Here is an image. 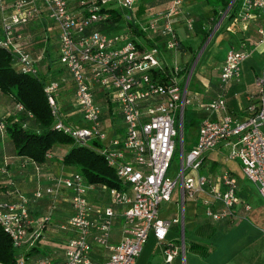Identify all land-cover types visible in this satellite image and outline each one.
Returning a JSON list of instances; mask_svg holds the SVG:
<instances>
[{
	"label": "built area",
	"instance_id": "2783aa9c",
	"mask_svg": "<svg viewBox=\"0 0 264 264\" xmlns=\"http://www.w3.org/2000/svg\"><path fill=\"white\" fill-rule=\"evenodd\" d=\"M216 11L219 16L211 32L221 28L236 39L227 42L218 64L216 95L198 102L206 113L218 115L200 120L194 144L184 153L183 106L200 95L194 90L187 97V74L194 61L187 69L188 60L179 64L175 57L185 53L177 28L188 37L197 19L184 0H0V48L22 73L38 75L36 62L46 54L44 45L36 50V58L28 52L35 34L29 24L46 16L54 25L57 58L65 74L43 81L52 126L76 144L97 146L119 181V186L91 183L75 168L63 166L41 182V163L51 158L50 150L41 163L18 156V166L31 170L35 186L25 194L9 176L5 179L0 228L13 256L0 264H93L92 243L105 250L102 264H134L148 235L162 242L172 224L180 223L182 229L186 197L198 201L208 222L231 221L238 205L243 211L250 209L236 194L235 177L227 170L215 176L199 172L203 155L220 142L228 148L225 159L237 160L242 176L264 202V66L253 78L243 118L229 112L225 103L228 85L238 78L250 45L264 42V0H229ZM36 33L43 42L47 39L43 28ZM63 85L70 87L67 104L78 110L80 125L64 120L56 100ZM14 109L23 112L17 102ZM103 113L118 116L122 123L121 132L105 144L100 141ZM8 117L0 115V137L6 134ZM176 143L180 164L172 179L167 170ZM6 160L0 173L7 176ZM177 180L180 219L161 217L160 204L170 200ZM90 194L105 200L93 204ZM41 202L42 212L33 215ZM60 203L69 209L65 217L58 215ZM116 223L119 240L111 242ZM48 228L62 237V257L23 252L38 246ZM178 250L167 244L164 260L169 262Z\"/></svg>",
	"mask_w": 264,
	"mask_h": 264
},
{
	"label": "crops",
	"instance_id": "0c3cea01",
	"mask_svg": "<svg viewBox=\"0 0 264 264\" xmlns=\"http://www.w3.org/2000/svg\"><path fill=\"white\" fill-rule=\"evenodd\" d=\"M200 1L201 0H197V2ZM42 20H44V16H41L40 19L30 23L29 29L35 30L34 33L36 34V31L39 30L42 26ZM203 21L204 17L202 19V24L206 27ZM43 30L45 31L44 28ZM31 38L33 37L31 36ZM53 38L56 40V35H54ZM231 38L236 39V36L233 35V37ZM55 42L57 48V40ZM46 44L47 42L45 40L42 45H45L46 47ZM33 45L34 43L32 39V42L29 44L27 50L33 58H36V49ZM47 49L48 47H46V51ZM247 56L249 58H252L247 62V64L244 63L245 65L242 64L244 60L241 62L239 76L236 80H232L229 83L225 95V103L227 110L233 113L238 118H243L245 116L244 109L247 105V96L252 92L253 89V78L260 71L261 67L264 66V42L250 45V49ZM41 61L43 60H39L38 62H36V67L41 68L44 66ZM44 73L41 76H46L47 78L52 75H54V78H57L60 77V75L65 74L61 68L59 70L54 69L52 71H49L48 62L45 63ZM55 75H57V77H55ZM217 83L218 82L216 69L215 77L207 81L203 86L202 91L199 92L200 95L197 98L198 102H206L210 98L214 97L217 93ZM70 93L71 90L69 85H63L60 88L56 98L57 103L58 105H60V107L68 105L67 102L70 98ZM200 109L201 110H199V113L202 115V119L206 116L209 118H214L218 115L214 112L206 113L201 107ZM71 110L72 112H74L72 118L73 120L71 119L72 121L70 120L68 122L74 125H80L81 122L79 121L80 118L78 110L74 107H71ZM7 114L8 116L14 117V115H19L20 112H16V110L14 109V101L11 99V97L7 94H3L0 92V115L6 116ZM103 114L107 115L106 118L118 117L114 114ZM201 118L198 122H200ZM25 122L29 123L30 121ZM261 130L264 133V126L261 127ZM117 131L113 129V134L119 132ZM187 136L191 147L195 141L196 131L195 136L190 134H188ZM69 146V144L52 145V147L50 148L51 158L48 161L41 163L39 175V180L41 182H46L47 178L52 177L53 175L60 172L63 166L67 168L66 165H62L58 160L59 157L68 149ZM227 150V146H225L223 142H220L215 148L207 151L202 157V164L199 169V172L215 176L223 170H227L236 179L237 196L242 201L249 204L250 209L246 212L243 211L240 205H238L235 210L236 217L233 218L231 221H219L216 223H210L206 219H204L201 212L200 215L198 214L199 210L201 211L198 201L195 198L186 197L189 200L187 201V213L185 214L186 216L183 217V223H186L189 226V233L191 235L186 241L188 243V254L185 257V261H183L182 258L181 264H241V260L242 264H246L257 259V255L255 259H252L251 252H245V250L255 240L261 238L257 234L259 232L255 231L254 229L256 225L260 224L261 226H263L260 235L263 234L262 236H264V202L259 197L254 185H252L242 176L237 160L225 159ZM3 158L7 159L6 168L8 171V175H1L0 173V198L3 197L5 179L8 176L14 181L15 185L22 193H30L35 186L34 176L29 168L25 170L21 169L18 166L19 157L16 155L13 144L7 137V134H5V136L3 137H0V167L2 166ZM235 163L238 165H236ZM89 199L93 204L97 205L99 201H104L105 197L99 199L95 195L90 194ZM44 206L45 204L41 202L39 206H37V209L33 212V215H39L42 212L40 211V209L44 208ZM57 212L59 216L65 217L68 214L69 209L65 203H60L58 205ZM160 216L166 218L165 216L161 215V213ZM204 225H208L209 227V232L207 234L201 233L204 230ZM44 235V239L39 240L38 246L34 248H32V246L23 248V252L28 255H34L37 252L43 254H51L53 256H57L58 258L62 257L63 244L62 237L59 235V232H57L55 229L48 228V230L45 231ZM119 236V225L116 223L111 229L110 241L117 242L119 240ZM263 241L264 240H261L260 243H262ZM156 243L162 245V252L165 246L167 244H170L167 240V237L164 241H156ZM91 247V256L93 264H102V260L105 255V250L96 243H92ZM258 251L260 250L258 249ZM258 251L257 249H254L253 252L256 253ZM164 258L160 260V262L157 264H163L165 262ZM258 258L264 259V255H262V257L259 256Z\"/></svg>",
	"mask_w": 264,
	"mask_h": 264
},
{
	"label": "rangeland",
	"instance_id": "374dc122",
	"mask_svg": "<svg viewBox=\"0 0 264 264\" xmlns=\"http://www.w3.org/2000/svg\"><path fill=\"white\" fill-rule=\"evenodd\" d=\"M186 5V10H189L193 16H198V14L203 15L204 17V23L206 27H208L210 30L208 32V35L202 42H201V35H197L194 32L192 34H189L188 37H183V33L181 31V28H177V32L181 35V40L183 44H185V53L183 57H180L179 55L175 56L177 59V63H181V61H190L192 58V62L194 61V65L192 67L189 80H188V95L192 93V91L196 90L198 92L202 91L203 86L205 83L215 77L216 69L218 67V64L220 60L222 59L225 48L227 47V42L230 39V34L221 28H218L216 31L211 32L215 18L214 10L211 8L210 5H208L204 0H201L200 2H197V0H184ZM187 1V2H186ZM210 4H217L214 0H211ZM215 10H220V7L216 6ZM41 28L45 29L46 34L48 35V38L46 39V47H48L47 52L49 55H46L42 58L43 61V67H37V74L38 76H41L45 72V63H49V71H52L54 69H60V63L58 62V50L56 48V40L53 38L55 35V29L52 22L44 16V20H42V26ZM34 32V31H33ZM32 32V34H33ZM33 38L34 48L37 50L39 49L42 44L43 40L40 38V34L36 33ZM208 37V39H207ZM206 40V41H205ZM204 43V44H203ZM45 46V45H44ZM198 54V56H197ZM167 58L169 56H172L171 53H166ZM197 56V57H196ZM252 58V57H251ZM248 56L244 59L242 64H247V62L251 59ZM48 59V61H47ZM195 59V60H194ZM244 64V65H245ZM45 74V73H44ZM54 75L50 77L44 76V80H48L49 78H54ZM57 77V75H55ZM198 97L191 98L189 103L184 104L183 111H182V129H183V152L185 153L188 148L190 147L189 141H188V134L195 136L196 131V124L199 123V119L201 118V114L199 113L201 110L198 105ZM57 100V99H56ZM61 111L63 113L64 119L68 122L73 118L74 112L71 110V106L68 105L61 107ZM107 115L101 116V126L100 130L103 133V138L100 140L102 144H105L109 138L116 135L117 133L113 134V129L117 131L118 133L121 132L122 123L118 117H109L106 118ZM202 119V118H201ZM73 120V119H72ZM71 120V121H72ZM80 121V119H79ZM188 123H191L190 126H188ZM29 126L34 128V125L31 124V122L28 123ZM95 149H98L97 146H95ZM179 164H180V156H179V145L176 143V147L174 149V152L171 156L170 160V166L167 170V174L172 179L175 177L176 173L179 170ZM236 164V163H235ZM238 165V164H236ZM68 168V165H66ZM70 168H73L69 166ZM237 168V167H236ZM179 181L177 180L175 187L171 193L170 200L167 202H162L160 204L161 208V215L165 216L167 219H171L173 217H177L180 219V199H179ZM189 199L185 198L183 202V209H184V216L185 217L187 213V201ZM201 209V208H200ZM200 212L202 214V210L198 212L200 215ZM203 215V214H202ZM185 221V219H184ZM204 230L201 233L207 234L209 232L208 225H204ZM262 227L260 224L255 226V231L259 232L257 233L259 238L258 240H255L250 246L247 247L245 252H251L252 259H255L257 255V259L251 262H248L246 264H264V259L258 258L259 256L262 257L264 255V241L260 243L261 240H264V236L260 235L262 232ZM190 228L186 223H183V228L181 232L180 223L172 224L169 228V233L167 235V240L169 243L173 246L178 247V253L176 255L172 256V260L169 261V264H181V260L183 258V261H185V257L188 254V243L186 242L188 237H190ZM258 238V237H257ZM261 239V240H260ZM182 241V243H181ZM254 249H258L260 251L254 253ZM245 255V253H244ZM164 258V253L162 252V245L156 243V241L151 237V235H148L145 243L142 246V249L140 253L138 254L135 264H157ZM240 263V262H239ZM185 264V263H184ZM242 264V260H241Z\"/></svg>",
	"mask_w": 264,
	"mask_h": 264
},
{
	"label": "trees",
	"instance_id": "16d2710c",
	"mask_svg": "<svg viewBox=\"0 0 264 264\" xmlns=\"http://www.w3.org/2000/svg\"><path fill=\"white\" fill-rule=\"evenodd\" d=\"M217 4H210L211 0L205 2L214 10L217 20L219 14L216 6L223 10L229 0H214ZM203 16L198 15L193 22V31L201 35L204 41L210 29L202 24ZM46 55L48 52L46 51ZM193 58V57H192ZM190 59L187 69L192 62ZM59 70V69H58ZM43 76L22 73L10 62L9 54L0 48V92L7 94L14 102L20 103L23 112L15 120L12 116L7 118L5 127L7 137L13 144L17 156H25L41 163L44 153L54 144H69L68 149L59 157V162L79 171L88 182L104 184L107 186H119L113 170L105 163L101 155L91 146L80 145L73 142L72 138L52 126V116L43 92ZM26 113L32 118L28 119ZM30 121L36 127H22V123ZM191 123H188L190 126ZM98 145L96 142H92ZM13 250L7 236L0 228V260L12 259Z\"/></svg>",
	"mask_w": 264,
	"mask_h": 264
},
{
	"label": "water",
	"instance_id": "95a60500",
	"mask_svg": "<svg viewBox=\"0 0 264 264\" xmlns=\"http://www.w3.org/2000/svg\"><path fill=\"white\" fill-rule=\"evenodd\" d=\"M197 56H198V54H197ZM197 56H196V57H197ZM193 65H194V63L191 64V66H190V68H189V70H188L187 78H189V76H190V73H191V70H192ZM181 230H182V229H181ZM181 232H182V231H181ZM163 264H168V262L165 261Z\"/></svg>",
	"mask_w": 264,
	"mask_h": 264
}]
</instances>
